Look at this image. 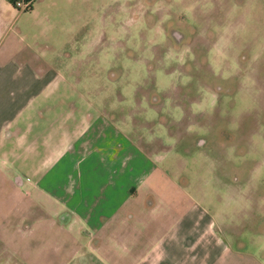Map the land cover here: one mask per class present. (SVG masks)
Masks as SVG:
<instances>
[{"label":"crops","instance_id":"1","mask_svg":"<svg viewBox=\"0 0 264 264\" xmlns=\"http://www.w3.org/2000/svg\"><path fill=\"white\" fill-rule=\"evenodd\" d=\"M28 1L0 0V264H264L72 97L87 0Z\"/></svg>","mask_w":264,"mask_h":264},{"label":"rangeland","instance_id":"2","mask_svg":"<svg viewBox=\"0 0 264 264\" xmlns=\"http://www.w3.org/2000/svg\"><path fill=\"white\" fill-rule=\"evenodd\" d=\"M79 30L72 97L264 261V0H87Z\"/></svg>","mask_w":264,"mask_h":264},{"label":"built area","instance_id":"3","mask_svg":"<svg viewBox=\"0 0 264 264\" xmlns=\"http://www.w3.org/2000/svg\"><path fill=\"white\" fill-rule=\"evenodd\" d=\"M12 3L18 10L26 9L29 6L28 0H13Z\"/></svg>","mask_w":264,"mask_h":264},{"label":"trees","instance_id":"4","mask_svg":"<svg viewBox=\"0 0 264 264\" xmlns=\"http://www.w3.org/2000/svg\"><path fill=\"white\" fill-rule=\"evenodd\" d=\"M13 1V0H12Z\"/></svg>","mask_w":264,"mask_h":264}]
</instances>
